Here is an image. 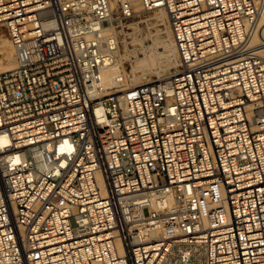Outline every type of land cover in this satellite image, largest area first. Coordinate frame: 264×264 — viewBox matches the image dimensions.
<instances>
[{"label": "built area", "instance_id": "2783aa9c", "mask_svg": "<svg viewBox=\"0 0 264 264\" xmlns=\"http://www.w3.org/2000/svg\"><path fill=\"white\" fill-rule=\"evenodd\" d=\"M159 10L174 70L124 85ZM263 10L0 0V264H264Z\"/></svg>", "mask_w": 264, "mask_h": 264}, {"label": "bare ground", "instance_id": "6f19581e", "mask_svg": "<svg viewBox=\"0 0 264 264\" xmlns=\"http://www.w3.org/2000/svg\"><path fill=\"white\" fill-rule=\"evenodd\" d=\"M148 17L153 24L157 25L155 28L160 26L157 30L160 31V33L154 34V31L149 33L152 38V43L147 45V49L145 50L143 57L141 56L135 58V61L132 64V72L126 79V83H124V85L138 84L152 77L167 76L174 70L177 53L171 37L166 13L163 10H159L149 14ZM260 20L262 22L261 34L264 36V10L261 13ZM9 42L10 40L8 38L0 36V44L3 47L5 43L9 44ZM158 45L162 46L161 51L158 49ZM11 53L12 48L10 43V57ZM117 71L118 70L115 66H109L103 70V79L105 84L112 83Z\"/></svg>", "mask_w": 264, "mask_h": 264}, {"label": "rangeland", "instance_id": "374dc122", "mask_svg": "<svg viewBox=\"0 0 264 264\" xmlns=\"http://www.w3.org/2000/svg\"><path fill=\"white\" fill-rule=\"evenodd\" d=\"M154 25L157 26L156 24H154ZM159 27L158 28H155L154 34H159L160 33V31H157L159 29ZM0 36L8 38L7 37V34H6L5 27L2 24H0ZM148 43H151V42L149 41ZM9 47H10V42H9V44H6L5 43L4 44V47L0 44V71L3 70V69H5V68H7L9 65L11 66L13 64V62H14L12 45H11V48H12L11 57L9 55ZM158 49L161 51L162 50V47L159 46ZM141 56L142 55H140L139 57H141ZM164 59H167V58H164ZM164 59H162V60H164Z\"/></svg>", "mask_w": 264, "mask_h": 264}]
</instances>
